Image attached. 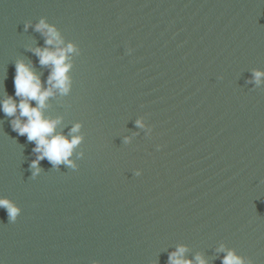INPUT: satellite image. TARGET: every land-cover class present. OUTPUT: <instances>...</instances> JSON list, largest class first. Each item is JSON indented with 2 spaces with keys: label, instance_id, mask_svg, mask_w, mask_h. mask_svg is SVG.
<instances>
[{
  "label": "water",
  "instance_id": "95a60500",
  "mask_svg": "<svg viewBox=\"0 0 264 264\" xmlns=\"http://www.w3.org/2000/svg\"><path fill=\"white\" fill-rule=\"evenodd\" d=\"M42 18L74 45L45 115L82 140L33 176L0 111V264H264V0H0V95L18 60L47 87Z\"/></svg>",
  "mask_w": 264,
  "mask_h": 264
},
{
  "label": "clouds",
  "instance_id": "9594fccd",
  "mask_svg": "<svg viewBox=\"0 0 264 264\" xmlns=\"http://www.w3.org/2000/svg\"><path fill=\"white\" fill-rule=\"evenodd\" d=\"M35 28L46 37V46L44 48L37 47L34 51L39 56V63L42 66H50L47 87L42 84L39 74L35 72L30 63L18 60L13 78L14 96L0 95V111H3L7 116L14 117L11 121L13 130L19 135L26 134L28 141H35L33 152L36 153V156L30 165L34 169L33 176L40 172L39 161L44 158H47L54 166L64 163L75 168L76 165L69 157L82 140V137L78 135H73L69 139L62 133L56 132V128L61 122L60 118L45 115L47 101L55 94V91L58 90L61 95L70 91L71 78L68 73L71 70V62L67 60V56L74 51V45L70 42L65 48L58 47L62 43L58 30L43 18L35 25ZM54 45L57 46L54 47ZM253 76L259 84L264 72L255 71ZM33 101L35 105H33ZM137 124L143 126L142 119H138ZM80 127V124H76L71 132L77 133ZM149 130L151 131V129ZM140 173L141 170L137 169L136 175H140ZM0 207L7 210L10 222H15L22 211L19 205L6 197H0ZM185 250L183 246L178 248L180 254ZM176 255V253L170 254V264H182ZM196 259L199 264H206V261L199 255ZM92 264H100V262L94 260ZM223 264H244V260L230 250L223 258ZM248 264H252L251 260L248 261Z\"/></svg>",
  "mask_w": 264,
  "mask_h": 264
}]
</instances>
